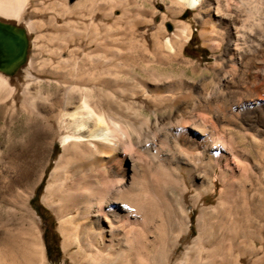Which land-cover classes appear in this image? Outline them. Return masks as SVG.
<instances>
[{
	"label": "rangeland",
	"instance_id": "374dc122",
	"mask_svg": "<svg viewBox=\"0 0 264 264\" xmlns=\"http://www.w3.org/2000/svg\"><path fill=\"white\" fill-rule=\"evenodd\" d=\"M21 4L15 24L28 34L27 61L13 74L0 71L9 77V88H0V147L10 144L3 162L25 163L34 181L0 194V264H28L32 245H42L43 264H77V244L64 246L63 198L46 192L63 149L61 136L53 133L41 150L25 136L27 127L46 126L41 115L30 113L27 88L47 95L55 89L61 61L85 62L87 54L105 55L96 44L119 48L130 41L148 48L140 53L150 65L143 70L141 60L126 65L118 57L120 66L110 74L117 84L100 93L105 98L112 93L120 121L130 120L142 134L141 145L126 159L124 188L138 187L140 201L150 208L149 226L140 233L146 261L264 264V0H198L195 6L180 0ZM182 26L188 39L179 32ZM166 37L180 41L179 55L157 66L154 44ZM155 83L179 89L156 93ZM186 93L195 96L193 102L182 96ZM204 96L214 102L224 96L237 112L236 122L225 127L236 153L229 166L221 164L225 175L200 151V130L216 133L214 119L203 109ZM193 103L203 107L194 109Z\"/></svg>",
	"mask_w": 264,
	"mask_h": 264
},
{
	"label": "bare ground",
	"instance_id": "6f19581e",
	"mask_svg": "<svg viewBox=\"0 0 264 264\" xmlns=\"http://www.w3.org/2000/svg\"><path fill=\"white\" fill-rule=\"evenodd\" d=\"M21 1L9 0L5 5L0 4V20L16 25ZM180 1L195 6L198 0ZM186 28L180 27L179 32L188 39ZM118 44H121L119 48L111 43L96 44L95 50L100 54L105 52V55H97L96 52L97 56L92 57L95 54H91L89 57L87 54L85 62L61 61L55 71V89L47 95L39 91L32 93L27 88L29 111L41 115L46 126L38 124L36 127H27L24 130L25 136L35 150L41 147L43 140L50 139L53 133L58 132L61 136L63 149L50 173L46 192L63 198L64 213H61L60 224L65 234L64 246L68 248L72 242L77 244L74 252L79 254L77 264H148L145 259L146 241L141 239L140 233L149 226L150 208L140 201L138 187L133 185L124 188L127 178L125 173L129 169L125 165L126 159L130 157V151L141 145L142 134L130 120L120 121L113 110L116 97L110 93L105 98L100 92L106 86L117 84L110 74L120 66L119 62H115L118 57L125 60L126 65L141 60L139 67L143 70L147 69L150 62L140 53L148 50L143 43L130 41ZM154 46L157 66L163 62L170 63L179 55L180 41L177 39L166 37L160 41L157 38ZM6 85L9 88V77L0 73V88ZM173 89L179 87L171 83H155L153 86L156 93ZM182 96L190 102L195 99L191 93ZM37 99L48 101V105L38 104ZM206 99L208 103L204 107L193 103V108L203 107L211 115L216 133L209 134L205 128L200 130V151L210 155L220 168L223 162L228 165L229 157L236 156L232 138L226 136L225 127L236 122L237 112L234 103L224 96L215 102L213 98ZM238 101L241 105L242 97ZM55 125L57 129L54 131ZM3 128L4 125H0V131ZM11 148L10 144L0 147L2 195L10 194L15 185L30 187L34 181L31 179L32 171L25 163L12 158L3 162L2 158ZM65 214L71 215L65 219ZM28 256V264H36L37 261L43 264L42 245H32Z\"/></svg>",
	"mask_w": 264,
	"mask_h": 264
},
{
	"label": "water",
	"instance_id": "95a60500",
	"mask_svg": "<svg viewBox=\"0 0 264 264\" xmlns=\"http://www.w3.org/2000/svg\"><path fill=\"white\" fill-rule=\"evenodd\" d=\"M29 40L24 27L0 20V70L13 74L27 61Z\"/></svg>",
	"mask_w": 264,
	"mask_h": 264
},
{
	"label": "trees",
	"instance_id": "16d2710c",
	"mask_svg": "<svg viewBox=\"0 0 264 264\" xmlns=\"http://www.w3.org/2000/svg\"><path fill=\"white\" fill-rule=\"evenodd\" d=\"M41 185H42V182H41L40 185L37 187V191L40 189ZM37 195H38V194H37ZM60 253H61V250H60V247L58 246V254L60 255Z\"/></svg>",
	"mask_w": 264,
	"mask_h": 264
}]
</instances>
